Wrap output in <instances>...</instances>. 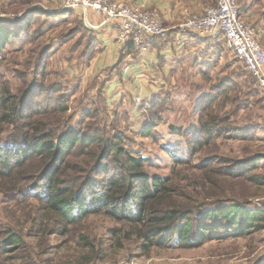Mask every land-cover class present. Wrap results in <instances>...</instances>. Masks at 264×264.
Listing matches in <instances>:
<instances>
[{"label":"rangeland","instance_id":"374dc122","mask_svg":"<svg viewBox=\"0 0 264 264\" xmlns=\"http://www.w3.org/2000/svg\"><path fill=\"white\" fill-rule=\"evenodd\" d=\"M1 1L0 23H12L14 32L0 51V97L6 98L7 103L14 101L27 107L21 110L22 116L29 110L33 113L36 105L37 111L67 106L68 111L63 114L43 112L33 115L31 121L45 123L47 129L56 131L80 129L97 135L111 146H120L124 152L141 154L146 160L144 172L150 179L165 178L172 172L169 152L184 141L172 130L192 132L200 127L203 123L198 105L203 97L210 95L215 102L208 108L203 122L209 124L211 117H217L219 136L202 151L197 152L195 148L192 165L211 159H225L234 165L262 157L240 181L229 184L233 192L228 191L223 197L248 205L250 209H264V96L223 40L211 46L215 47L211 56L202 57L204 65H187L170 74L172 78H167L165 85L154 93V97L162 100L160 106L152 109L153 96L143 98L136 105L132 96L126 97L125 93L116 103H106L104 88L111 77L96 80L91 64L96 58V37L92 31L96 16L89 11L62 12L60 0ZM240 1V16L264 49V0ZM215 2L204 0L203 4L207 8ZM246 12L254 16L247 19ZM137 114L143 117L139 122ZM150 120L156 123V128L150 130L156 136V143L152 137L141 135ZM80 151L75 148L66 159L67 164L79 165L76 171L69 172L72 177L78 175L76 183L93 177L100 184L106 178L100 169L104 165L109 170L116 167L109 155L93 173V164L88 165V159L79 155ZM35 165L28 170L35 171ZM178 176L188 185H193L199 177L189 168L179 169ZM210 176L214 175L205 177ZM250 179L259 180L260 184ZM86 189L83 187L88 196ZM93 190L98 191L96 187ZM190 190L193 189L185 191L190 198H199L196 190ZM34 205L29 202L16 209L15 202L1 195L0 238L9 229L21 236L27 235ZM81 237L92 243L93 248L83 247ZM24 241L29 249L22 252L23 261L16 253L0 252V264H264V230L236 239L210 236L203 245L192 249L165 244L147 251L142 249L144 241L131 236L129 227L103 215H93L68 227L64 233L38 240L24 237ZM92 250L98 256L86 262V257H94L90 254Z\"/></svg>","mask_w":264,"mask_h":264},{"label":"trees","instance_id":"16d2710c","mask_svg":"<svg viewBox=\"0 0 264 264\" xmlns=\"http://www.w3.org/2000/svg\"><path fill=\"white\" fill-rule=\"evenodd\" d=\"M11 25L0 23V51L12 37L14 28ZM204 98L198 105L203 124L192 132L172 130L184 141L177 143L169 152L170 176L150 179L144 172L146 160L141 154L124 152L120 146H111L97 135L83 133L80 129L61 132L60 129H47L45 123L31 121L33 115L43 112L63 114L68 111L67 106L37 111L36 105L32 108L33 113L29 110L22 116L21 110L27 107L21 103L16 105L14 101L7 103L6 98L0 97V196L15 202L16 209L29 202L36 204L32 208L33 220L29 222L28 234L21 236L12 229L7 230V235L0 238V252L16 253L17 258L23 261L22 252L29 249L24 237L38 240L42 236H56L93 215H103L123 224V227H129L131 236L144 241L142 249L147 251L165 244L192 249L203 245L210 236L216 235L220 240L226 237L236 239L264 230V209H250L248 205L223 197L224 193L233 192L234 188L229 184L240 181L262 157L234 165H229L225 159L192 165L195 148L200 152L219 136L217 117H211L209 124L203 122L205 113L215 102L210 95L206 100ZM153 99L150 103L152 109L162 103L158 96H153ZM150 122L141 135L152 137L156 143V136L150 131L156 128V123ZM75 148L81 150L79 155L83 154L88 159V165L93 164V173L109 155L116 167L109 170L104 165L100 169L106 174L103 183L93 181V177H85L76 183L78 175L72 177V173L79 165L67 164L66 161ZM33 165L36 170L29 171ZM221 166L228 168L222 169ZM188 168L199 176L193 185H188L178 176L179 169ZM210 173L214 176L205 177ZM250 180L260 184L259 180ZM83 187H87L88 196L84 194ZM94 187L98 191H94ZM190 188L193 189L190 192H198L196 196L199 198H190L185 193ZM81 238L83 247L93 248L92 243ZM90 254L94 257H86V262L98 256V252L96 254L93 250Z\"/></svg>","mask_w":264,"mask_h":264},{"label":"crops","instance_id":"0c3cea01","mask_svg":"<svg viewBox=\"0 0 264 264\" xmlns=\"http://www.w3.org/2000/svg\"><path fill=\"white\" fill-rule=\"evenodd\" d=\"M131 1L135 6L157 11L161 16L163 26L168 30V35L166 39L153 40L144 52L135 51L133 46L128 45V53L131 55L129 62L125 56L121 55L114 39V28L103 17H96V26L93 24L95 28L92 30L96 37V58L91 61V64L96 80L103 79L104 76L111 77L104 88L106 103H116L121 100L118 97L124 93L126 97L131 95L133 101L135 96L148 99L165 85L170 74L173 75L176 70L187 65H202L205 62L202 57L207 54L211 56L215 49L207 41L190 35L182 36L181 46H177L175 42L176 28L183 22L185 12L200 15L205 8L204 0ZM2 2L0 0V4ZM245 16L248 19L254 15L246 12ZM142 118L140 114H137V122ZM133 119L132 115V121Z\"/></svg>","mask_w":264,"mask_h":264},{"label":"built area","instance_id":"2783aa9c","mask_svg":"<svg viewBox=\"0 0 264 264\" xmlns=\"http://www.w3.org/2000/svg\"><path fill=\"white\" fill-rule=\"evenodd\" d=\"M62 12L89 11L103 17L114 28V39L121 55L131 61L128 45L144 52L153 40L166 39L168 30L160 14L154 10L134 6L131 0H60ZM176 44L181 46L182 36L190 35L214 45L223 40L226 48L242 62L264 96V49L249 25L242 20L238 0H216L200 15L185 12L183 22L176 28ZM136 105L142 103L134 97Z\"/></svg>","mask_w":264,"mask_h":264}]
</instances>
